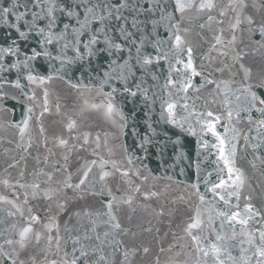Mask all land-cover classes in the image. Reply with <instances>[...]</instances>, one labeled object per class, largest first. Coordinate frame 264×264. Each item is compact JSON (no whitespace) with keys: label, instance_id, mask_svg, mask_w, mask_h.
<instances>
[{"label":"water","instance_id":"water-1","mask_svg":"<svg viewBox=\"0 0 264 264\" xmlns=\"http://www.w3.org/2000/svg\"><path fill=\"white\" fill-rule=\"evenodd\" d=\"M25 2L26 0H17L18 7L14 14L7 17L6 23L3 16H0V48L12 46L19 49L17 54L3 55L0 59V67L17 64L16 68H11L7 72L0 71V181L4 179L9 181L7 186L0 183V196L12 200L24 212L21 216V213L17 212L11 204L0 202V233L4 234L0 235V243L5 238L18 239L12 225H16L17 229L25 226L29 222V215L39 218V223L34 225V228L42 233L46 231L43 225L49 222L48 218L55 217L60 235L68 239L67 245H64L62 241V251L59 255L62 256L65 250L71 254L73 245L70 236L83 237L85 228L81 225L90 226L88 218L80 219L74 213L83 209L93 213L97 210L107 211L105 206L111 199L108 195L111 191L118 199L132 197V204L131 206L120 205V210L115 213L122 227L128 230L127 235L117 237L123 242L120 252L113 254L111 245L102 246L109 256L110 264H120L124 260L122 253L126 248L135 251L134 254H129L125 264H183L184 260L188 259L187 253L194 250L190 237L184 233L183 229L190 222V218L196 215L197 208L202 214L201 219L208 226L205 234H208V229H215L216 232L225 236H231L235 231L236 238L227 240L228 251L232 256L239 258L241 248L248 249L244 255L251 256L252 249L246 242L247 237L241 235V229L245 226L233 222L235 224L233 229L223 217L217 216V213L227 211L231 214L233 211H238L244 217L247 215L245 206L248 204L252 205L254 211L264 212V163L256 159V156L264 159V144L258 149L250 147L251 144L260 143V137L264 135V129H258L255 123L261 118L260 113L253 109L251 112L240 111L237 116V111L244 106L243 87L246 84L252 86L253 91L264 95V88L258 87L259 73L264 70V48L261 47V43L264 42L260 40L259 32H248L249 26L245 23L241 26L243 30L237 29L235 33H232L228 27L229 20L235 15L232 12H228L226 17H220L218 11H214L212 15L215 20H223L224 23L220 25L212 22L211 27L205 23L206 15L194 18L195 12L190 11L186 14L182 27L190 29L188 39L194 48L193 63L196 71L201 72V75L192 77L193 88L189 89L188 93L176 92L175 88H172L175 93L172 99L178 98L180 101L175 109L179 124L173 125L166 119H161L163 111L161 100L169 99L163 85L166 83L171 64L180 69V71L171 72L172 78L177 81L176 87H179V81L185 79L183 65L175 63L176 57L172 52H169L168 59L155 61L158 53L153 43L156 40L161 41L159 45L161 56L171 48L172 41L169 40L168 28L170 23H175L179 18V13L174 14L176 19L171 22L164 20L154 26L151 20H160L161 16L154 7V15L142 13L136 16V19L140 21L138 27L141 29L137 32L131 27L132 17L136 14L125 12V15H128L126 27L134 35L128 41L116 40L124 46L122 53H114L112 56L105 53L99 58H88L87 51L83 49V43H81L79 48L86 58L71 65L65 64L62 68L61 60L76 54L71 47L63 53L61 49L65 42L73 40L72 27H78V25L76 18L69 20L61 16L59 7L62 2L71 3L72 0H55L54 15L57 18V26L53 32L58 34L63 29V24L69 23L70 27L65 39H54L52 44H45L43 47L39 43L43 37L37 36L35 32H28L25 21L32 20V12L44 15V9L52 5V0H40L39 7L29 3L28 9L20 6ZM135 2L143 8L155 5L156 0H135ZM164 2L167 11L172 12L174 8L172 0H164ZM256 2L259 5L261 0ZM11 3L12 0H0V9L4 6L10 7ZM220 3L227 5L229 0H220ZM248 3L251 5L252 0H248ZM21 12L27 14L24 19L17 20L16 16ZM243 15L253 16L257 24L252 27L258 28L261 20L260 11L249 7ZM115 23L113 21V24ZM13 24L16 25L15 28L12 27ZM46 24L47 18L37 21L38 27H45ZM200 24H205V27L200 28ZM221 27L227 31L221 33ZM17 29L24 31L27 39L21 38ZM233 34L237 37L234 47L243 54L240 63L250 68L252 72V77L246 84L243 79L244 74L239 70V63L233 64L231 57H221L213 51L210 55L215 59H209V49L215 43L214 35H222L227 41ZM108 35L114 38L118 36L112 32ZM141 37L146 40L144 52L153 56L154 64L150 66L151 70L146 76L142 75L138 68L134 69L135 81L130 78L128 85L135 90V82L144 81L142 87L148 89V99L145 100L139 93L136 97L125 93L123 83L116 79H110L101 88L105 72H108L110 76L120 72L119 68L110 63L111 60L115 59L118 64H122L124 59L131 57L130 63L135 65L136 52L131 40L135 39L139 43ZM87 39V35L81 37L84 42ZM14 40L16 43L13 45ZM102 40L103 36H101ZM99 47H103V43ZM33 49L41 52L48 51L52 56L40 55L35 60H29V67L25 68L23 61L33 54ZM57 56L61 58H52ZM179 58L186 62V53ZM221 61L232 65L231 70L216 71L217 68L224 67ZM58 69L61 71L58 72ZM29 72L38 78L43 77L44 83H40L39 79L35 83H30L27 79ZM153 75L156 76L155 80L152 78ZM49 76L52 79H47ZM205 77L216 83L206 84L200 88V85L205 82ZM16 82H19L20 88L14 87ZM74 84L77 87H72ZM113 87L117 89L113 93V103L123 113L125 119L119 116L108 117L104 109L91 107L94 104H106L107 101L101 92L110 93ZM45 91L48 92V112H43ZM237 96L240 97L239 101L236 99ZM184 103L189 105L187 111L182 107ZM28 108L32 109L31 113L27 112ZM208 111H212L214 117L221 118L216 124V130L222 137L225 136V128L229 129L226 149L229 144L236 146L235 167L240 169L245 178L244 185L239 189V199L229 195L234 191V187L231 186L232 180H229L223 161L218 159V149L211 147L213 143H217L215 138L210 133L202 132V125L197 122L198 119L206 118L202 114ZM229 111H232L231 119L228 117ZM42 112L43 115H41ZM249 116L251 122L248 119ZM26 118L28 126L21 134L20 128L24 127L23 121ZM70 120H74L77 125L71 132L66 127ZM41 127L44 128L43 134L40 133ZM233 128L239 132L235 139L232 138L235 135L231 131ZM189 129L195 134H191ZM82 134L88 135V144L83 143ZM245 135L249 137L247 143L243 138ZM145 137L149 139V143H143ZM57 138L67 140L68 145L59 146ZM205 142L207 147L204 146ZM25 148H28L27 152L24 151ZM65 156L68 157L67 161L64 160ZM21 157L24 158L21 159ZM129 157L132 159L131 164L128 163ZM38 159L39 163H37ZM101 160L107 161L103 171L111 173L105 181L99 180ZM92 161H96V165H92ZM113 162L120 168L119 172L113 168ZM9 164H13L14 167L9 168ZM85 165L91 166L92 172L81 190L64 189L52 199L44 196L45 190L57 186L54 182L47 181L44 173H52L55 181H62L71 175L70 182L76 184L82 178V166ZM57 168L60 171H57ZM125 171L129 172V177L126 179L122 177ZM21 172L24 173L23 176L20 175ZM37 172L41 173L39 177L35 175ZM232 179L234 180L235 176ZM220 180H224L229 186L217 189V194L208 191ZM32 183L40 184L35 198L32 196L31 188L19 186ZM137 186L140 189L138 192L135 191ZM151 193L157 195L153 196ZM200 195L205 197L203 203L199 199ZM221 196L228 200L227 205L220 199ZM26 197L27 203L24 202ZM246 197L248 199H245ZM58 203L65 204V209H58ZM28 209H31V213ZM9 212L15 215L10 216ZM92 218L96 219L95 216ZM209 218H211V224H209ZM106 219L105 216L97 220L96 231L89 233L93 236L91 242L84 240L81 242L99 243L95 240V236L99 234L103 238V233L109 230L102 222ZM222 224L223 227H221ZM261 224H264V219L261 216H253L245 230L253 233L258 240L259 234L255 232V229L261 227ZM65 228L70 229L71 232H65ZM55 231L56 229L53 228L52 234H55ZM211 239L214 240L215 236L212 235ZM242 240L245 243L241 244ZM182 244L188 247L182 249L179 247ZM46 247V240L42 239L37 245L33 239L29 244L28 253L36 255L39 264H44L45 257L41 254V250ZM144 248H148L149 251L145 253ZM7 250L11 251V248ZM21 258L27 260L28 256L22 255ZM47 259H59V256L55 255L54 248L47 253ZM0 264H4L3 256H0ZM7 264H11V260H8ZM226 264H232V262L226 261ZM251 264H256L255 259L251 261Z\"/></svg>","mask_w":264,"mask_h":264},{"label":"snow or ice","instance_id":"snow-or-ice-1","mask_svg":"<svg viewBox=\"0 0 264 264\" xmlns=\"http://www.w3.org/2000/svg\"><path fill=\"white\" fill-rule=\"evenodd\" d=\"M174 3V8L172 12H168L166 8V4L164 0H156L155 5H149L141 8L135 0H72L71 3L62 2L59 7V12L61 16L67 17L69 20L72 18H76V24L78 27H72L73 40L65 42L63 48L61 49V53L68 48H72L76 53L75 56L71 58L65 57L61 60L62 68L65 64L71 65L76 63L77 61H83L86 57L84 52L79 48V45L83 43V49L87 51V57H101L106 53L108 56H112L114 53H122L124 51V46L122 43L116 42L117 39L121 41H128L134 33L129 31L126 27L128 23V15H125V12L129 14L135 13L132 17L131 27L136 29L137 32H140L141 29L138 27L140 21L136 19V16L141 15L142 13H151L155 14L153 8L155 7L160 13V20H151V23L155 26L161 23V21L167 20L171 22L173 19H176L174 14L179 13L180 16L176 19L175 23H170L169 31V40L172 41L171 48L168 51L164 52L163 55H159L161 49L159 45L161 44L160 40H156L153 43V47H155L158 55L155 57V61H159L160 59H168L169 52H172L176 57L175 63L177 65L182 64L184 70L185 79L179 81V87H176L177 81H175L172 76V71H180V69L175 68L174 65H169V75L167 77L166 83L163 85L164 90L167 92L169 97L168 100H161V106L163 111L161 112V119H166L168 123L177 125L179 121L176 119L175 109L180 104L179 99H172L175 95L173 93L172 88H175L176 92H184L188 93L189 89L193 88L192 85V77L200 76L201 72L196 71L193 63V52L194 48L191 42L188 39V34L190 29L188 27H182V22L185 20V16L188 12L193 11L196 14V17L199 18L202 15L207 16V23L209 27H211V23L215 22L216 24L222 25L224 23L223 20H215V17L212 15L214 11H218L220 17H226L228 12L234 13V17L229 20V29L232 33H235L237 29H242V25L245 23L249 26L247 31L250 33L259 32L260 40L264 42V0H261L259 5H257L256 0H252L251 5H249L248 0H229L227 5L220 3V0H172ZM29 3H32L35 7L40 6V0H26L23 5L25 9H28ZM18 4L17 0H12L11 6H4L0 9V16H3L5 23L7 22V17L11 14H14L17 9ZM249 7L252 9H256L261 12V20L259 21L258 28L252 27L257 24V21L251 15H243L245 10ZM56 10L55 0H52V5L44 9V15H41L37 12H32V20L25 21V24L28 28V32H35L37 36L43 37L39 43L41 47L45 44H52L53 40H63L67 34V30L70 27L69 23L63 24V29L57 34L53 32V29L57 26V18L54 15V11ZM26 12H21L18 16H16L17 20H22L26 16ZM83 17L82 19L80 17ZM47 18V24L45 27H38L37 21L44 20ZM108 23H105V22ZM113 21L116 22L113 24ZM234 21V22H233ZM99 25V27H97ZM12 27H16L15 24ZM200 28H204L205 24H200ZM47 30V31H46ZM174 30V31H173ZM19 31V29H17ZM227 31L223 27L220 28V32L223 33ZM112 32L114 34H118L115 38L113 36H109L108 33ZM89 33H91L89 35ZM88 36L86 42L81 40L82 36ZM19 36L21 38L27 39V34L24 31H19ZM101 36H103V40L101 41ZM215 43H213L209 49V59L214 60L215 57L210 55L211 52L215 51L221 57H231L233 64L239 63V70L243 72V79L245 84L248 79L252 77L251 69L245 67L243 63H240L243 59V54L236 50L234 47L237 37L235 34L231 36V39L225 41L222 35H214L213 37ZM15 40L12 42L14 45ZM103 43V47H99V45ZM131 44L135 47V65L130 63L131 57L128 59H124L122 64H118L115 59L111 60L110 63L115 65L120 69L119 74L115 76H110L108 72L104 73V80L101 83V88L103 84L108 83L110 79H116L123 83V91L128 93L132 97H136L141 94L145 100L148 99L147 93L148 89L143 88L142 84L144 81L135 82V90L128 85V80L131 78L135 81L136 72L134 69L138 68L142 75H148L150 72V66L154 64V58L151 54H145L144 48L146 44V40L144 37H141L140 42L137 43L135 39L131 40ZM261 47L264 48V43H261ZM131 50L129 49V52ZM19 52L18 48H14L12 46L0 48V59L3 58V55L7 54H17ZM187 55V61L185 62L182 58H179L182 54ZM44 55L46 57H51L52 54L48 51H36L33 49V54L31 56L26 57L23 61L24 67L28 68L29 60H35L38 56ZM53 59H60V56L52 57ZM224 67L217 68L216 71L223 72L225 69L231 70L232 65L227 64L226 61H221ZM17 64H11L9 67H0V71H9L11 68H16ZM58 72L61 69L57 70ZM190 73V75H188ZM154 80L156 76L152 77ZM27 79L30 83H35L37 79H39L40 83H44L43 77H37L29 72ZM47 79H52L49 76ZM260 83L258 87L264 88V70L259 73ZM216 81L212 79H208L205 77L204 84L200 85V88H203L206 84H213ZM14 87L20 88L21 85L19 82L14 84ZM72 87H77V85H72ZM217 88H219V84H217ZM117 89L115 87L112 88L110 93L101 94L104 96L107 101L106 104L100 105H91L92 108L96 109H104L105 114L108 117L119 116L121 119H125L122 112H120L114 105L113 93H115ZM199 91V89H196ZM243 93L245 94L244 106L237 111V116H239L240 111L251 112L253 109L256 112L260 113V119L256 120L255 123L258 125V129H264V95L258 94L256 91L252 90V86L247 85L243 87ZM45 100L43 105V112H48V92L44 93ZM198 98V97H197ZM187 99V97H185ZM237 101L240 100V97H236ZM185 111L188 110L189 105L184 103L182 105ZM28 113L32 112L31 108L27 109ZM43 112L41 115H43ZM165 113L167 114L165 116ZM192 115V113H189ZM202 116L206 117L203 119H198V123L202 125L201 131L205 133H210L216 140L217 143H213L211 145L212 148L218 149V159L222 160L224 163V167L227 169L229 180H232V185L234 187V191L230 192L229 195L236 196L237 199L240 198L239 189L244 185L245 178L244 174L240 171V169L235 167L234 157L236 156V146L234 144H229V147L226 149V137L229 131L228 128H225V136L222 137L216 130V124L220 122V117L215 116L212 111H208L206 114H202ZM228 117L231 119L232 111L228 112ZM39 119V117L37 118ZM251 122V117H248ZM24 127L20 128L21 134L25 132V129L28 126V119L26 118L23 121ZM76 122L74 120H70L66 127L71 132L76 129ZM123 127V125L121 126ZM235 133L232 137L235 139L236 135H239V132L236 129H231ZM191 134H195L191 132ZM40 133H44V128H40ZM258 135L259 131H258ZM83 143L88 144L89 139L87 134H82ZM245 143L248 142L249 137L245 135L244 137ZM58 145L61 147H66L68 145V141L63 138H57ZM256 139V137H253ZM149 139L145 137L143 143H149ZM47 143V141H45ZM264 144V135L260 137V143L251 144L250 147L253 149H258L261 145ZM31 145H29L30 147ZM99 146V145H98ZM143 146V145H141ZM207 147V142L204 144ZM24 151H28V148H25ZM51 150L49 149V152ZM199 155V153H198ZM24 157H21L23 159ZM68 157L65 156L64 160L67 161ZM256 159H260L261 163H264V159H261L260 156H256ZM45 161H47V157H45ZM39 159L37 163H39ZM128 163H132V159L129 157ZM92 165H96V161L91 162ZM107 164V161L101 160L100 168L101 173L99 175L100 181H105L106 178L111 175V173L107 171H103L104 166ZM113 168L117 172L120 171V168L113 162ZM9 168L14 167L13 164L8 165ZM255 167V165H253ZM60 171L59 168L56 169ZM92 172V167L89 165L82 166V178L79 180V183L73 184L71 183V175H68L62 181H55L52 173H44L47 176V181L54 182L57 186L55 188H50L45 190L44 196L48 199H52L53 196L64 191V189H72L73 191L81 190L82 186L85 185L89 174ZM24 175L23 172L20 174ZM37 177L41 175L40 172L35 174ZM235 176L233 180L232 177ZM123 178L129 177V172L125 171L122 173ZM145 179H147L145 177ZM129 182L130 181H127ZM4 185H8L9 181L4 179L0 181ZM21 188H31L32 196L35 198L38 190L40 189V184L32 183L30 185L20 184ZM229 185L225 184L224 180H220L218 184H213L208 191L213 192V194H217V189L228 187ZM195 187V185H193ZM139 187L135 188V191H139ZM102 194V193H101ZM108 195L111 196V199L106 204L107 211L101 212L97 210L95 213L89 211L88 209H83L74 213V215L80 219L88 218L90 226H84L85 228L83 237L76 235L70 236L72 242V252L71 254L66 250L63 252V255L60 256V252L62 251V241L64 245L68 244V239H65L60 235L59 225L55 223V217H49L48 223L43 225V229L45 232H38L35 230L34 225L39 223V218L35 215H29V222L17 229L16 225H12V229L15 230V235L18 236V239L14 238H5L2 243H0V256L4 257V264H7L8 260H11V264H39L38 257L34 254L28 253L29 244L33 239L37 242V245L41 242L42 239L47 241V247L41 250V254L44 255L45 260L44 264H110L109 256L104 252V247L111 245L113 248V254L116 252H120V247L122 245V240L117 239V237L125 236L128 234V230L123 228L116 212L120 210L119 206L132 204V197L128 198H117L111 191L108 192ZM151 195L155 196L156 193H151ZM199 195V194H198ZM200 201L203 203L205 197L203 195L199 196ZM221 200L227 205L228 200H226L223 196L220 197ZM245 199H248L247 197ZM0 202H5L11 204L13 208L16 209L17 212L21 213V216L24 215V212L18 207L12 200H8L5 196H0ZM25 203H27V197L25 198ZM67 200L65 199V203ZM57 208L60 210L65 209V204H57ZM28 212L31 213V209H28ZM246 216L242 217L241 213L238 211H233L231 214L227 211L218 212L217 216L223 217L224 221H226L233 229L235 228V224H239L241 226H247L249 220L252 219L253 216H261L264 219V212L254 211L251 204L245 206ZM9 215H15L13 212H9ZM200 209L197 208L196 215L190 218V222L187 223V226L183 229L184 233L190 237L191 246L194 249L193 251L187 253L188 259L184 260L183 264H226V261H231L232 264H251V261L255 259L256 264H264V224H261V227L255 229V232H258V240L257 237L245 230V227L241 229V235H245L247 237V243L251 246L252 255H244L248 251V249L241 248V256L239 258L234 257L228 251L227 240L236 238V232L233 231L231 236H225L220 232H216L215 229H208V234H205L207 225H205L204 221L201 219ZM95 216L96 219L92 217ZM107 217L106 220H103V224L108 227L109 230L103 233V238L97 234L95 236V240L99 243L97 244H84L81 241H89L93 240V236L89 235L91 232H95L98 224L97 220L102 217ZM235 222V224H233ZM209 224H211V218H209ZM223 227V224L221 225ZM55 228V234H52V229ZM65 232H71L70 229L65 228ZM0 235H4L0 233ZM212 235L215 236V239L212 240ZM241 244L245 243V241H240ZM79 245V247H77ZM7 246V247H6ZM180 248H187V245H179ZM11 248V251L7 249ZM55 249V255L59 256V259H47V253L52 249ZM134 249L126 248V250L122 253L124 260L120 262V264H125V261L128 260L129 254H134ZM143 251L147 253L149 251L148 248H144ZM22 255H27L28 259H22Z\"/></svg>","mask_w":264,"mask_h":264}]
</instances>
